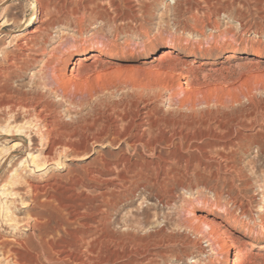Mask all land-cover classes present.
I'll list each match as a JSON object with an SVG mask.
<instances>
[{
  "label": "rangeland",
  "instance_id": "rangeland-1",
  "mask_svg": "<svg viewBox=\"0 0 264 264\" xmlns=\"http://www.w3.org/2000/svg\"><path fill=\"white\" fill-rule=\"evenodd\" d=\"M4 1L0 0V28L5 19L16 22L8 29L30 28V21L35 17L33 6L39 17L51 18L56 23L49 30L41 60L27 68L16 69L15 73L13 65L3 55L6 51L13 52L15 46L11 39L16 32L11 31L8 37L5 31L0 32V68L5 73L0 78L1 100H13V88L26 91L39 88L47 92V88L40 84L36 88L35 84L43 74L49 76L55 72L70 77L72 67L78 68L74 61L84 54V48L74 50L71 58H68L69 49L73 50L77 44L104 40L110 46L102 55L101 62L85 71L92 75L89 80L92 85L89 84V91H85L82 106L62 101L56 94H48L47 100L60 112L63 124L78 130L79 125L74 122L75 127L73 121L82 114L88 121L96 120L99 126L112 123L114 117L118 118L113 111L114 103L124 98L136 118L142 112L153 111L162 125L156 134L158 138L170 135L172 127L169 124L177 122V127H182L185 133L192 126L207 134L194 140V143L205 147V152L188 147V140H181L179 135L173 137L175 145L167 148V144H163L160 147L162 151L172 147L178 151L177 155L193 156L190 166L178 165L184 181L176 185L175 195L168 203L157 197L155 187L147 185L135 188V194L130 190L124 192L125 201L119 203L117 210L109 207V230L126 231L134 227L145 234L169 222L165 235L175 236L178 241L156 245L153 252L162 251L166 255H150V259L141 260V264H225L227 251L232 257L234 252L238 253L235 264H264V249L259 247L264 243V0H8L5 2H8L10 11L3 12ZM171 44L181 50L163 63H152L153 56L161 54ZM243 48L247 51L241 57L239 54L232 59L225 57L227 53ZM155 50L150 57H144ZM190 53H195L197 58L187 55ZM177 56L186 59L187 63ZM60 57L65 62L59 61ZM195 59L199 62L207 59L209 63L197 72L199 91L187 98L186 91L195 82L191 74V62ZM46 60L50 61L47 66ZM146 60L149 63H144ZM155 64H159L160 69L151 78ZM216 67L218 71L210 73L209 69ZM170 68L176 69L175 79L170 77ZM98 70L102 71L101 78L95 79L94 73ZM132 75L142 82L151 83L171 79V86L166 90H133L121 82ZM214 83L218 86L209 88ZM90 88L105 91L90 98V92H97ZM100 97L103 107L98 102ZM171 98L174 101H170ZM10 109L6 105L0 106V163L5 157L4 152L8 153L14 143L21 141L13 135H6L8 123L13 127V111ZM31 124L29 128H34L33 133L43 126L40 121ZM135 127L133 132L138 130ZM35 133L34 142L31 144L27 136L26 144L18 149L15 159L2 161L0 183L8 179L10 183L6 188L10 186V191L14 188L15 192L19 190L21 193L7 197L0 191V241L5 242L6 249L19 247V243H36L40 233L55 250L62 244L74 245L78 242L76 236H85L83 233L88 231L89 223L99 216L96 206L102 204L104 197L113 190L123 189L120 181L111 179L113 175L110 173H92L102 170L100 161L103 158L118 160L122 153L130 154L132 160L140 162L146 159L153 163L157 161L149 152H145L146 155L141 152L143 157L133 154L126 141L106 147L94 145L88 152L81 151L80 154L73 151L65 154L60 147H52V140ZM59 137L67 139L68 136L61 134ZM76 137L72 136L74 143L83 147L84 138ZM48 155L60 157V160L49 162L46 169L36 172L37 168L30 165L32 158L35 156L45 161L50 158ZM38 159L35 160L40 162ZM138 177L135 172H130V179ZM15 179H22L17 187L11 183ZM28 182L42 185L38 204L33 205L34 195L29 191ZM190 211L199 217L209 216L223 221L228 244L226 252L216 255L200 235L178 225V220ZM6 215L15 217L21 224L9 226L4 220ZM35 223H39L36 228ZM232 241L237 243L239 250L231 247ZM1 250L3 247H0V264H14L12 260L5 259L7 255ZM53 250L46 255L54 256V263L50 257L52 262L48 261L45 253L42 255L33 248L24 253L36 264H76L55 261L58 254ZM33 255H39V259Z\"/></svg>",
  "mask_w": 264,
  "mask_h": 264
},
{
  "label": "bare ground",
  "instance_id": "bare-ground-1",
  "mask_svg": "<svg viewBox=\"0 0 264 264\" xmlns=\"http://www.w3.org/2000/svg\"><path fill=\"white\" fill-rule=\"evenodd\" d=\"M5 1H8V0H5ZM5 1L4 3H6V5L3 7V12H9L10 11L9 4L8 2H5ZM32 8H33V12L35 13V17L33 20L30 21V25H31L30 28L28 29L19 28V29H13V30L8 29V27L10 28V26L16 23V22L14 23V21L12 20L10 21L9 19H5L3 26L0 28V32L5 31L6 32L5 34L7 37L11 35L10 34L11 31L16 32L12 36V39H11V41L14 42V46H15L13 48V52L6 51V55H3L4 59L9 64L13 65V73H15L16 69L27 68L31 65V63H35L41 60L42 55L45 54V50H46L45 44L48 43L47 37L49 36V30L52 27H54L56 23V21L51 18L42 19V17L38 16L37 10L34 9V6ZM22 30H25V31H22ZM17 31H20V32H17ZM109 46H110L109 43L104 40H95L87 44L85 43L82 45H78V44L74 45L72 47L73 50L69 49L68 58H71L75 54L73 52L74 50L80 49L82 47L84 48V54L78 57L76 61H74V63L78 65V68L72 67L70 77H65L63 76V74L60 75V73L56 74L55 72H53L49 76L43 74L40 81L35 82V84H36V88L38 84H40V86L42 85L43 87L47 88L48 90L47 92L40 91L41 89L39 90V88L38 89L34 88V90L30 89L29 91L17 90L13 88V96H12L13 100L6 99V98H5L6 100L5 99L1 100L0 98V106L6 105L8 108H11L13 111V119H12L13 127L11 126L10 123H8L9 129L5 128V130L7 129L8 131L6 135L7 136L13 135V138H17L21 140L20 142H16V144L14 143V146L12 148L13 150L12 149L11 151L7 150L8 153L4 152L5 157L3 158V160H1L0 171L3 165L2 161H7L9 159L11 160L15 159V155L18 152V149L21 146L23 147V145L26 144L27 136H29V139H30L29 141H31V144L34 142V140L36 139L35 132L40 133L41 136H46V138L50 141L52 140V143H53L52 147L53 146L60 147L61 149H63V152L65 154L67 153V151L69 152L73 151L74 153L80 154L81 151L88 152L90 148L94 145H102L103 147H106L107 145H112L119 141H126L127 142L126 146L128 147V149L132 151L133 154L140 155V157H143L142 155H144L145 152H149L152 157H155L157 159V161L153 163L150 160L146 161L147 159L144 162H140L138 159L132 160V158L129 156L130 154L127 155L126 153L120 154L119 155L120 157L118 158V160H109V159L103 158L102 161H100L102 170L99 169L97 171H93L92 173L93 174H95V172L102 173L103 171H106V173L107 172L110 173L111 175H113L111 179L120 181V185L121 187H123V189L121 190L119 187L118 190L117 189L116 191L113 190L111 194L104 197V200H103L104 202L102 204H99L96 206V212L97 213L99 212V216L93 218L92 222L89 223V225L87 226L88 231L83 233L86 235L85 236L77 235L76 239L78 242H76L74 245H69L70 243L65 244V245L62 244L59 246V249H56V250L52 248L51 245H49L48 241L47 242L45 241L44 235L42 233L39 234L38 240L36 239L37 240L36 243H33V244H30L29 242L19 243L18 244L19 247H13L10 249H6L7 246L5 242L0 241V247H3L4 249L3 251L2 250L1 251L5 256L7 255L5 259L12 260L14 264H32V262L35 263V261L33 260L31 262L29 257H27V255L24 253L25 251H30V249L32 248L35 249L37 252H41L42 255L45 253L44 255L48 257V261H49L50 256L46 254L50 250L52 252V250L54 249L53 252L55 254L56 253L58 254L57 256L58 259H55V261L56 260L61 261V262L71 261V262H75L76 264H99V263L100 264H111V263L116 264L119 261L125 260L124 264H141L142 263L141 260L147 259L148 261L150 259V255H156V256L166 255V253H163L162 251L153 252V249L156 247V245L162 244V243L164 245L165 244L168 245V243L172 244L178 241L175 238V236L167 237L165 235L166 225L169 222L166 225L158 226L154 230L149 231L145 234H141L142 232L139 229H137L136 231L134 227L126 231L109 230V228L107 227V224L111 222V219L109 216L108 209L109 207H111L112 209L117 210L119 203H124L125 198L123 197H126V194L124 192H126L127 190H130L131 193L135 194V188H139L141 186L147 187V185L155 187L158 190L157 197H159L162 202L168 203L170 198L173 195H175L174 190H175L176 185L177 184L181 185L183 184V181H184L183 176L181 175V172L179 171L180 168H178L179 167L178 165L185 164V166H190L193 162V156L186 155L184 153L177 155L178 151L173 150L172 147L170 150L162 151L160 147H163L162 146L163 144H167V148L170 147L171 145L172 146L175 145L173 141V137L175 135H179V138L181 140L183 139L188 140L189 142L188 147H194L196 151L205 152L206 151L205 147L201 146L200 144L196 142L194 143V140L202 139L207 134L201 131V129L197 130L196 127H192V126H189L185 133L182 130L183 129L182 127H179V128L177 127V123H178L177 122V123L169 124V126L172 127V131L170 135L168 136L162 135L160 138H158L156 134H157V131L159 132V130H161L160 126L162 125L160 124V121L156 119V117H154L155 115H153L152 113L153 111L147 110L145 112H142L141 116L136 118L135 117L136 115L133 116L131 114L130 112L131 109L128 107V104L124 102L123 100L124 98L119 99L121 101L118 100L117 102H115L114 106L111 105L114 107V108L112 107L113 111L118 114V116L115 115L118 118L114 117L112 123L108 122L104 125L101 124L102 126H99L100 124H98L96 120L88 121L86 119L87 117L82 114L78 119H75L76 121L75 120L73 121V123L75 122L76 124L79 125L78 130L75 128L76 131H74L75 129H73L74 127L72 128L71 125L67 126V123L63 124V122L61 121L60 112L57 110V108H55V106L50 101H48L49 99L47 100V97L50 95V93H53V94L60 96L62 101L64 100L65 102L71 103L72 105L74 104L77 106H82V104L85 101L84 100L85 99L84 96L86 95L85 93L89 91L88 87H91L89 84L92 85V82H89L92 75L87 74L85 71L88 68H91L92 66H97L101 62V57L106 52V49L109 48ZM179 50H181V48H179L176 45L171 44L167 47L166 50L161 52V54L153 56L152 63L155 61H160L163 63L166 60H168L173 53ZM246 51L247 50L245 48L241 50H234L230 53H227L225 57L227 59H232V58H236L238 56L237 54H239V56L241 57L242 56L241 54L246 53ZM155 52L156 50L152 51L151 53L150 52L146 53L144 57L145 58L150 57ZM187 55L189 56L195 55L194 57L197 58V55L195 53H190ZM177 58H179V60L181 59L182 62L187 63L186 59L181 58L179 56H177ZM62 60L63 59L60 57L59 61H62ZM49 62H50L49 60H46L45 66H47ZM144 63H149V62L147 61ZM208 63L209 62L207 59H202L201 62L195 59L193 62H191V67H192L191 74L194 77L195 82L193 85H191L187 89L186 91L187 98H191L195 96V91H199L200 88L198 89V86L200 84V81H199L200 77L197 75V72L200 68L207 65ZM152 69L153 70L150 73L151 78H153L159 72V69H160L159 64H155ZM209 70H210V73L216 72L218 71V68L217 67L211 68ZM101 72L99 70L97 72L95 71V73L93 72L95 74V75L93 74L95 76V79L101 78ZM169 74H170L171 79H175L177 75L176 69L170 68ZM2 76H5V73L3 72V68H0V78ZM171 79H169L168 81H164V82L158 81L156 83H151V82H142L138 80L135 77V75H132L131 77L125 78V80L123 81L121 80V82L124 83L126 87L132 88L133 90L137 89L141 91H145V90L156 91L159 89H164V90L169 89L171 86L170 84ZM215 85L217 84L214 83L211 86H209V88L211 87L213 89ZM91 89L92 88H90V90ZM95 90L94 88L92 89V91H95L96 93L90 94L92 93L90 92L89 93L90 96L87 95V97L89 96L90 98H94L95 96L98 95V93L100 92L102 93L105 91V89L100 90V91L99 89L98 90L95 89ZM0 93H1V90H0ZM101 101H102V98L100 97L98 102H100L99 104H101L103 107L104 103L102 104ZM170 101H174V98H171ZM121 103H122V106H121ZM111 115L110 117L113 118L112 117L113 115L112 116ZM22 118H23L22 120L23 122L22 121L20 122V119ZM34 121L42 122L43 126L40 125L42 128L39 127L38 130L37 131L34 130V133H33L32 130L34 128H32V130H30V128L32 126L31 123ZM75 123L73 125H75ZM29 124H31L30 128H29ZM134 126L138 127V130L136 132L132 131V128ZM11 127L13 128V130ZM75 127L77 126L75 125ZM43 131L45 132L43 133ZM61 134H66L69 138L67 137V139H64L62 137H59ZM72 136H77L76 137L77 139L78 137L82 136V138H84L83 145L81 144L83 147L77 146L74 143ZM180 144H183V143L181 142ZM180 149L181 148L178 149L179 152H180ZM58 151L60 152V150ZM141 152L142 153L144 152V154H142ZM35 159H38V158H35L34 156L31 161L32 164L30 165L35 166L37 168L36 170L37 172V171L46 169L49 162H52L55 160L59 161L60 157L59 158H56L55 156L52 158L50 157L49 159L45 161L38 159V161L40 162H37ZM170 159H173V160H170ZM198 161L200 162L201 159H199ZM130 172L131 173L135 172L136 175L139 177L137 179H134V178L130 179L129 178ZM1 180H2V176H0V181ZM21 180L22 179H20V181ZM20 181L16 179L13 180V182H11L12 186L14 185L17 187V185H20L22 183V181L21 182ZM9 183L10 182L8 179L3 184L0 183V191L1 193L3 192L1 195H5L8 197V196H14L16 195V193L21 194L18 189H17L18 192L17 191L15 192V190H13L14 188L11 189L10 191L9 190L10 186L7 189L6 187ZM28 183L30 187L29 189H31L29 191H31L34 195V199L32 200L34 202L33 205H35L38 202L39 192L42 189V185L35 183V182H28ZM144 183L146 184L144 185ZM41 194H44V193H41ZM14 197H12V200H14L13 199ZM103 213H105V215ZM14 218L10 216L8 217L6 215L4 220H6V223L9 226L10 225H14V226L20 225L21 222H19L18 219L16 218L14 219ZM139 220H135V221L138 224L142 225V223H140ZM38 224L35 223L34 228H36ZM178 225L181 227L190 229L197 235H200L203 239H205L209 243L211 250L216 255L223 254L224 252H226V248L228 244L225 238V234H226L224 231L225 224L223 223L222 220L214 219L209 216L199 217L190 211L188 212V215H186L182 220H178ZM231 247L234 250H239L238 249L239 247L235 241H232ZM259 247L260 249H264V243L260 244ZM54 253L52 254L54 255ZM226 253H227V256L225 258V264H235L238 260L237 258L238 253H235V252L234 254L232 253L234 257H232L230 252L227 251ZM38 257L39 255L38 256L33 255V258H35L36 260L39 259ZM53 257L54 256H52V258L50 257L52 261L54 259ZM52 261H49V262H52Z\"/></svg>",
  "mask_w": 264,
  "mask_h": 264
}]
</instances>
